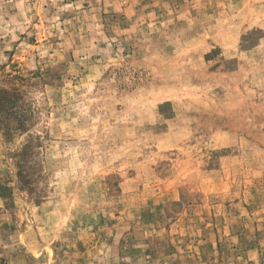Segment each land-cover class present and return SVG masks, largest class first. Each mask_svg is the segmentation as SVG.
<instances>
[{
	"label": "rangeland",
	"instance_id": "obj_1",
	"mask_svg": "<svg viewBox=\"0 0 264 264\" xmlns=\"http://www.w3.org/2000/svg\"><path fill=\"white\" fill-rule=\"evenodd\" d=\"M0 264H264V0H0Z\"/></svg>",
	"mask_w": 264,
	"mask_h": 264
},
{
	"label": "crops",
	"instance_id": "obj_2",
	"mask_svg": "<svg viewBox=\"0 0 264 264\" xmlns=\"http://www.w3.org/2000/svg\"><path fill=\"white\" fill-rule=\"evenodd\" d=\"M156 112L160 118L166 120L171 119L176 115L177 108L171 100L164 99L159 101L156 105Z\"/></svg>",
	"mask_w": 264,
	"mask_h": 264
}]
</instances>
